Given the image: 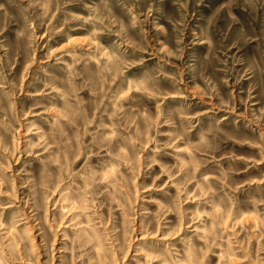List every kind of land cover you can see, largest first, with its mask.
I'll return each instance as SVG.
<instances>
[{
	"label": "rangeland",
	"instance_id": "1",
	"mask_svg": "<svg viewBox=\"0 0 264 264\" xmlns=\"http://www.w3.org/2000/svg\"><path fill=\"white\" fill-rule=\"evenodd\" d=\"M0 264H264V0H0Z\"/></svg>",
	"mask_w": 264,
	"mask_h": 264
}]
</instances>
